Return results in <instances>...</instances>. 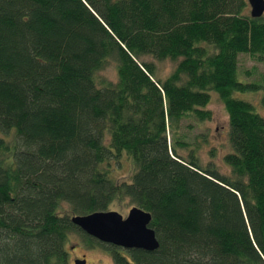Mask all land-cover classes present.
I'll use <instances>...</instances> for the list:
<instances>
[{
    "label": "trees",
    "instance_id": "obj_1",
    "mask_svg": "<svg viewBox=\"0 0 264 264\" xmlns=\"http://www.w3.org/2000/svg\"><path fill=\"white\" fill-rule=\"evenodd\" d=\"M244 53L264 57L248 0H0V264H70L75 235L114 264H264V115L234 96L264 85ZM212 91L229 171L182 132L212 118ZM124 201L151 212L158 249L72 221Z\"/></svg>",
    "mask_w": 264,
    "mask_h": 264
},
{
    "label": "rangeland",
    "instance_id": "obj_2",
    "mask_svg": "<svg viewBox=\"0 0 264 264\" xmlns=\"http://www.w3.org/2000/svg\"><path fill=\"white\" fill-rule=\"evenodd\" d=\"M251 7L249 4V11ZM241 77L243 80L257 81L264 85V57L259 58L249 53L241 54L239 57ZM159 67V74L165 76L176 65L172 59H164L157 62ZM102 74L108 78H116V65L112 62L106 67ZM234 96L247 99L254 103L256 109L264 115V87L255 90L241 91L236 90ZM212 111V118L205 121H193L192 119L185 120L182 124V132L190 137V141H195L198 135L206 134L207 141H203L199 146V153L201 160L207 163L211 160L215 162L222 170L229 171V166L224 162L223 155L232 148L229 138V115L224 103L218 96L216 91H212V98L208 106ZM188 123H192V127H188ZM1 133V132H0ZM200 138V137H199ZM201 139V138H200ZM214 150L215 154H212ZM131 164L126 161L124 167L119 172L127 175L131 172ZM119 175V174H118ZM117 210L123 213L126 217L132 204L129 202L119 203ZM75 246V252L79 255L85 254L89 262L98 264H114L111 253L102 246L90 247L86 245L83 239L75 235L74 240L69 245Z\"/></svg>",
    "mask_w": 264,
    "mask_h": 264
},
{
    "label": "water",
    "instance_id": "obj_3",
    "mask_svg": "<svg viewBox=\"0 0 264 264\" xmlns=\"http://www.w3.org/2000/svg\"><path fill=\"white\" fill-rule=\"evenodd\" d=\"M248 2L252 16L259 17L264 14V0ZM151 220V212L137 205L130 208L126 217L118 210L95 211L72 217L74 224L101 242L125 249L146 251H154L160 246L155 230L150 227ZM85 263V260L82 263L77 262Z\"/></svg>",
    "mask_w": 264,
    "mask_h": 264
},
{
    "label": "flooded vegetation",
    "instance_id": "obj_4",
    "mask_svg": "<svg viewBox=\"0 0 264 264\" xmlns=\"http://www.w3.org/2000/svg\"><path fill=\"white\" fill-rule=\"evenodd\" d=\"M110 245H112V244H110ZM117 247H119V246H117ZM75 249H76L75 246H71V248L69 249V262H70V264H77V262L82 263V261H84V260L86 261L85 264H98V263L89 262L88 259L86 258L85 254L79 255L77 253H74ZM122 249H125V248H122ZM125 250H129V249H125Z\"/></svg>",
    "mask_w": 264,
    "mask_h": 264
}]
</instances>
